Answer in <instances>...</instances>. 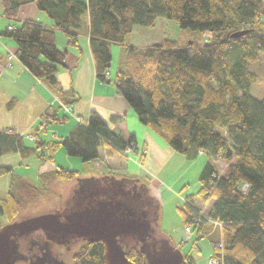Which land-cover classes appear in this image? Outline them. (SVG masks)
<instances>
[{
  "label": "trees",
  "instance_id": "16d2710c",
  "mask_svg": "<svg viewBox=\"0 0 264 264\" xmlns=\"http://www.w3.org/2000/svg\"><path fill=\"white\" fill-rule=\"evenodd\" d=\"M1 4L9 25L0 35L15 41L19 61L65 107L72 102L57 81L65 53L57 47L56 32L65 33L77 46L75 30L89 17L91 50L102 81H107L111 69L112 45L121 46L124 54L115 83L139 122L189 161L205 155L210 158L201 171L199 191L187 196L179 209L184 227H190L195 236L190 251L180 248L187 264H197L191 253L214 224L221 230L210 237V260L264 264V96L252 95L258 81L252 64L264 51V0H2ZM28 4L48 15L53 25L20 23V9ZM160 19L180 29L210 32L214 40L203 47H181L170 38L146 48L130 45L136 27L154 28ZM240 32L246 34L233 37ZM16 103L9 102L7 108L12 110ZM112 122L117 124L122 118L114 116ZM42 129L28 137L34 146H28L20 134L0 132V159L19 153L23 159L36 156L47 161L63 148L69 157L90 164L104 148L109 154L138 149L134 136L125 138L96 114L86 125L78 124L65 140L45 141ZM219 159L228 163L223 174L213 161ZM9 172L0 169V175ZM83 174L59 168L41 174V186L14 176L7 197L0 200V213L13 222L37 204L48 187ZM91 181L101 189L113 184L114 190L106 191L101 199L145 211L153 225L159 226V199L141 180L105 176ZM198 202L213 204L204 211ZM219 243L222 248L215 246ZM138 246L137 240L128 239L126 255L135 264H145ZM104 252L102 242L86 244L74 255L73 264H105Z\"/></svg>",
  "mask_w": 264,
  "mask_h": 264
},
{
  "label": "crops",
  "instance_id": "0c3cea01",
  "mask_svg": "<svg viewBox=\"0 0 264 264\" xmlns=\"http://www.w3.org/2000/svg\"><path fill=\"white\" fill-rule=\"evenodd\" d=\"M1 1L0 33L4 32L9 25L8 19L3 14ZM78 1L87 2V0ZM27 20L36 21L45 26L53 25L48 15L34 4L25 5L20 9L18 21L21 23ZM163 20H158L154 28L136 27L129 38L130 45L136 48H146L165 40L166 35L162 30L167 27L166 23H163L164 29L161 31L157 29L159 22H165ZM75 32L78 34L77 46L72 44L68 35L56 32L57 47L65 53L64 65L60 67L57 81L61 89L69 94L68 100L72 104L66 107L70 111L65 109L66 107L51 88L38 80L19 61L16 57L15 41L0 35V132L10 131L20 134L25 137V143L28 146H34V142L28 137L42 126L41 135L45 141H61L68 138L70 132L78 124L86 125L90 117L96 114L111 129L125 138L134 136L140 154L138 158L136 155L127 157L119 153L109 154L107 149H101L99 159L92 163L96 166L97 164L103 165L101 161L105 160V164L109 162L112 169H115V171H110L109 168H101L102 173L117 180L128 178L142 182L148 176L152 178L156 173L161 175L174 151L152 130L139 122L135 112L117 90L116 74L114 75L110 70L107 81L98 78L90 44L89 17L84 19L82 27ZM112 46V61L115 56L118 58L120 55V68L124 50L119 45ZM10 56H13L11 61H9ZM11 101H17V103L12 110H9L7 104ZM114 116L121 117L122 122L117 124L112 122ZM55 118L58 121H55ZM48 163L52 166L51 170H48ZM92 163L83 164L80 159L69 157L63 148L53 155V159L47 161H42L36 156L23 159L19 153L5 155L0 159V169H9L10 172L0 175V197L4 195L0 200L7 197L14 176L26 180L20 173L34 174L39 180L41 174L63 168L83 172V175L89 176ZM211 233L209 231L208 235ZM206 239L210 242L209 237ZM190 250L189 248L185 251ZM198 252H201L200 248L196 247L191 255L197 264H200L201 256L196 254Z\"/></svg>",
  "mask_w": 264,
  "mask_h": 264
},
{
  "label": "rangeland",
  "instance_id": "374dc122",
  "mask_svg": "<svg viewBox=\"0 0 264 264\" xmlns=\"http://www.w3.org/2000/svg\"><path fill=\"white\" fill-rule=\"evenodd\" d=\"M163 21L165 22H159L157 29L161 31L165 27L163 23H166L167 27L162 30L166 35L165 39L170 38L176 40L181 47L191 46L193 44L195 47H203L208 42L214 40V36L210 32L180 29L174 22L165 19ZM120 51L119 54L121 53ZM119 56L118 58H116L115 56L112 61L110 70L114 75L119 70ZM252 71L258 77L257 83L252 88V95L255 98L261 99L264 96V51L260 53L259 61L252 64ZM136 157H140V154L138 153ZM208 160H210V158L205 155L199 157L194 161H189L184 155L173 152L172 156L169 157L168 161L166 162V166L162 170L161 175L156 173L157 175L155 174L152 178L148 176L145 180H143L144 184L149 185L151 189L155 187L152 189V192L159 199V226L155 225L157 233L160 237H167L171 240V243L175 247L183 248L182 250L184 251L192 247L191 243L192 240H194L195 236L193 233L187 234L186 228L184 227L182 219L180 217L179 209L184 206V199L187 196L196 194L199 191V177L204 164ZM80 161L81 163H83L81 159ZM213 161L221 174L227 171L228 163L226 161H224L223 159ZM101 162H103V165L100 164L101 167L98 166L97 163V166L94 165L95 163H92L90 165L91 168H89V176L82 175L76 180L60 181L48 187L39 202L34 206L29 207L26 211L22 212L20 216L13 222L48 215L55 211L57 208L67 207L68 203L73 200V197L78 192H82L83 189L86 188V184H82L81 180H89L93 177H105L107 176L106 173H102V169L105 168H109L110 171H115V169H112V165H110L109 162H106V164L104 163L105 160ZM47 167L49 168L48 170L52 169V166L49 163L47 164ZM20 174L21 176H24L23 178H25L29 183L35 186H41L40 181L38 180L36 175L27 172H23ZM3 194L4 193H2V195ZM3 196L0 198H3ZM211 204H213V202H211ZM211 204L204 206L203 204L198 202L197 206L205 211L206 209L210 208ZM0 220L2 221L4 226L13 223L10 222L5 216L1 215V213ZM220 230L221 226L218 224H214L210 229L212 233L209 235L206 234V237L210 238L211 236L216 235V233H220ZM181 243H184V245H181ZM83 244L84 243L72 245L70 249L59 247L61 258L64 264H73V257L80 250ZM196 247L200 248L201 251L196 253L197 255L201 256V259L199 260L200 264H210V256L212 254L213 248L209 240H207L206 238L201 239L197 242ZM196 247L194 246V250Z\"/></svg>",
  "mask_w": 264,
  "mask_h": 264
},
{
  "label": "water",
  "instance_id": "95a60500",
  "mask_svg": "<svg viewBox=\"0 0 264 264\" xmlns=\"http://www.w3.org/2000/svg\"><path fill=\"white\" fill-rule=\"evenodd\" d=\"M245 34L240 32L233 37ZM38 231L102 242L105 264H135L126 255L128 239L138 241L145 264H187L181 249L158 235L147 212L113 199H101L68 214L54 212L5 225L0 229V264L21 261L17 239Z\"/></svg>",
  "mask_w": 264,
  "mask_h": 264
},
{
  "label": "flooded vegetation",
  "instance_id": "af4514ba",
  "mask_svg": "<svg viewBox=\"0 0 264 264\" xmlns=\"http://www.w3.org/2000/svg\"><path fill=\"white\" fill-rule=\"evenodd\" d=\"M86 184L83 191L78 192L67 207L57 208L54 212H73L89 204L97 203L107 192L114 190L113 184L103 186L101 189L97 183L89 180H81ZM107 196V195H106ZM21 254V261L17 264H64L61 258L59 247L70 249L72 245L84 243L89 244V240L78 236H55L43 231L33 232L17 239ZM82 246V247H83Z\"/></svg>",
  "mask_w": 264,
  "mask_h": 264
},
{
  "label": "built area",
  "instance_id": "2783aa9c",
  "mask_svg": "<svg viewBox=\"0 0 264 264\" xmlns=\"http://www.w3.org/2000/svg\"><path fill=\"white\" fill-rule=\"evenodd\" d=\"M10 29H12V27H10ZM13 59V56H10L9 57V61H11ZM106 77H109V73L106 74ZM67 111H70L67 107L65 108ZM31 140H33V138H31ZM139 152H138V149L137 150H132L131 148H128L126 149L125 151L121 152V155H124V156H132V155H137ZM101 167V165H98ZM186 232L187 234H192V229L190 227H187L186 228ZM214 246V245H213ZM216 247L218 248H222V244H215ZM210 264H218L216 260L214 259H211L210 261Z\"/></svg>",
  "mask_w": 264,
  "mask_h": 264
}]
</instances>
